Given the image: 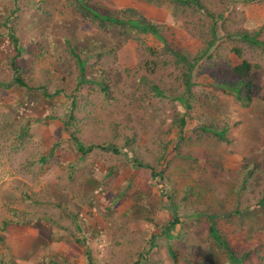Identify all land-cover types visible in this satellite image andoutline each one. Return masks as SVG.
<instances>
[{
    "label": "rangeland",
    "instance_id": "374dc122",
    "mask_svg": "<svg viewBox=\"0 0 264 264\" xmlns=\"http://www.w3.org/2000/svg\"><path fill=\"white\" fill-rule=\"evenodd\" d=\"M81 1L101 14L142 17L189 57L213 40V19L183 0ZM199 2L214 14L216 36L194 67L187 106L185 64L153 33L99 24L83 17L74 0H0V264H88L62 203L92 233L97 264H130L141 251L147 264H228L226 247L209 233L208 215L229 249L247 254L233 264H264V207L257 203L264 196V46L239 36L264 42V0ZM6 26L16 29V64L30 89L1 84L15 53ZM64 37L84 52L86 82L77 84L80 65ZM91 39L100 50L86 45ZM241 59L251 64L257 89L249 103L227 86ZM102 80L106 90L95 84ZM151 84L165 96H155ZM181 110L186 124L177 140ZM69 132L86 142H129V156L153 164L164 153L171 164L162 189L172 200L165 207L148 170L132 168L123 155L94 149L81 157ZM254 160L261 175L242 185L243 166ZM172 202L179 222L149 247L153 231L167 225Z\"/></svg>",
    "mask_w": 264,
    "mask_h": 264
},
{
    "label": "trees",
    "instance_id": "16d2710c",
    "mask_svg": "<svg viewBox=\"0 0 264 264\" xmlns=\"http://www.w3.org/2000/svg\"><path fill=\"white\" fill-rule=\"evenodd\" d=\"M74 1L77 2L75 3L76 8L81 12L83 17L91 18V20L97 21L99 24L103 25L105 22H107L110 25H117L119 26V28H123L124 33H127L128 27H130V28H133L134 30H139L143 32H151L154 35L158 36L163 41L165 49H167V51L176 58V61L183 62L185 64V68L182 71V76L180 80H181V85L183 84L184 90L187 93V99L185 100L186 105L189 106L188 99L191 96V87L193 85L192 72L197 62L200 61L204 57L207 50L214 43L213 41L216 36V23H215L216 18H214V14L212 12L205 9L200 4L199 0H183V1L195 5L198 9H201V11L203 10L207 16L213 19L214 23H212L210 27L213 40L209 41L208 46H206L202 52H200L199 54H196L193 57H189L179 52L177 49H175V47H172L170 44H168L167 41L158 34V30L156 29V27L152 23L147 22L144 19H142V17L138 16L133 19L130 18L129 20H125L123 18H119L116 16H111L108 14H101L97 10L83 3L81 0H74ZM8 27H9V29L7 30L8 39L15 53L10 58L9 63H8V66H9L8 68L11 70L10 78L8 79L7 83H1V84L4 86H9V85L14 84L22 88L25 87V88L30 89L31 87L28 85V82L22 76L20 72V68L16 64V58L19 56V53H21V44L18 39L16 29L10 26H6V29ZM239 36L252 43H258L264 46V42H260V41L257 42L253 39V37L245 33H241L239 34ZM63 41L66 42L67 50L69 51L72 58L78 63V65H80L79 74H78L79 82L77 84L86 82L88 80V77L85 75L84 63L86 59L84 57V52L78 47H74L65 37L63 38ZM87 44H90L89 47L93 46V48L97 51L101 49V47L99 46V43L94 39L89 40V42H87L86 45ZM88 50L89 49L87 48V51ZM234 52L236 53L237 56L241 55L239 48H234ZM251 67H252L251 64L246 59H241L238 63H236L235 65L231 67V74L235 77V80L227 83L228 88L231 91L235 92L236 97L245 103H249L252 101L253 94H255L257 90L255 84L252 82L251 77H250ZM95 84L101 90H106L105 88H107L106 85L103 83V80L96 81ZM41 88L45 89L44 86H42ZM150 89H151V92L155 96H158V97L165 96L164 91L156 84H151ZM54 93L57 94L58 91H55ZM44 95L46 97H49L52 94L50 95L49 93L44 91ZM74 107H75V101L73 100L71 102V108H74ZM72 114H73L72 110L68 111V113L66 114V117L63 119V127L65 129H68L67 127H70V125H72V119H73L71 117ZM186 115L187 114L186 112H184V110L180 111V115L177 119V126H178V132L176 135L177 140L182 138L184 127L186 124ZM219 134L220 136H222V134H224V131ZM68 139L71 141L72 148L75 151H77L81 157L85 156L87 153L91 152L94 149H99L101 151L110 152L114 155H123L126 158V161L128 162V164L132 168L148 170L149 182L158 183L159 184L158 185L159 194L161 195V198L165 197L164 202L162 203L163 205L167 204L169 201L172 200L171 196L168 195V192L162 189L164 187L163 182L165 181V178L170 179L169 173H168V166L171 164V159H169L168 156H165L164 153H162L159 156V158L156 160V162L153 164L152 162L145 161L136 156H133V155L129 156L128 146H127L129 142H125V143L123 142V144L121 145H119L118 143L114 141L86 142L82 138H79L77 135H75L74 132H69ZM54 147L55 145L53 143L51 147L52 151ZM177 149H178V144H175L173 147V152H175ZM177 153L178 152H176L175 154ZM243 167L244 168L242 170L243 172L242 173V178H243L242 185L246 184V182L249 180L253 182V180L255 179L254 177L252 178L254 173L256 177H257V174H259V177H260L261 175L260 172H262V165L259 160H254L253 162H246V164ZM108 174L109 172H106V175ZM111 202L113 204H116L118 202V198H115L113 200L111 199ZM257 203L264 207V196L261 197L257 201ZM175 207L176 205L173 202L170 205H167V208L171 210V217L163 230L159 228L160 231H153L149 239L150 240L149 245H148L149 247L150 245H153V239L159 233L164 234V235H169V232H173L172 230L174 229L175 225L179 222V216L176 212ZM60 210L62 213L66 214L67 216H70L73 219V228L76 231H78L80 234V237L77 238L76 241L78 244L84 245L83 251H84L88 264H97V261H95V259L93 258L92 245L90 244V237L92 236V233L88 232L87 227H85L83 224L80 223V220L78 219V211H75L74 209H72V207H70L68 204H63V203L60 206ZM203 214L204 213H201V212H195V215L197 216L203 215ZM207 223H208L209 233L212 235V237L217 241V243H220L226 247V250L228 252V259H229L228 264H233L234 261L241 263L240 262L241 259H243L245 255L247 254L244 253L242 254V256L237 257L236 254L232 252L231 249H229L228 245L223 241V239H221V236L218 234V231L210 215H208ZM157 225L156 227L159 226ZM168 251L171 254V256H175L173 250L170 247L168 248ZM146 252L147 251L138 252L135 255V258L133 255L132 260L130 261V264H147L148 258L146 257ZM142 257H145L144 262H141ZM55 264H73V263L72 262L65 263V261H61V262H55Z\"/></svg>",
    "mask_w": 264,
    "mask_h": 264
}]
</instances>
